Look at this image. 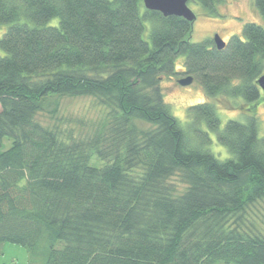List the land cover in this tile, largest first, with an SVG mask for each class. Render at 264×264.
I'll return each instance as SVG.
<instances>
[{
  "label": "trees",
  "instance_id": "trees-1",
  "mask_svg": "<svg viewBox=\"0 0 264 264\" xmlns=\"http://www.w3.org/2000/svg\"><path fill=\"white\" fill-rule=\"evenodd\" d=\"M3 24L0 256L12 242L44 264H264V136L255 116L221 129L217 113L262 98L264 26L218 49L143 0H0ZM179 54L207 96L190 108L200 142L165 100ZM69 95L106 111L77 122L89 133L37 119ZM210 132L231 156L205 148Z\"/></svg>",
  "mask_w": 264,
  "mask_h": 264
},
{
  "label": "rangeland",
  "instance_id": "rangeland-1",
  "mask_svg": "<svg viewBox=\"0 0 264 264\" xmlns=\"http://www.w3.org/2000/svg\"><path fill=\"white\" fill-rule=\"evenodd\" d=\"M189 6L196 14L191 36L193 42L205 41L209 38L214 39L216 34L221 35L226 41L233 35L244 37L243 27L247 22H255L264 26V17L261 15L255 0H222L216 2L214 10L193 2ZM6 28L7 24L0 25V38ZM2 52L0 47V54ZM185 61L186 56L184 54H179L176 57L178 74L165 77L162 81V87L165 100L171 106L172 113L180 120L182 126H185V129L191 130L190 139L193 142H200V138L194 132L195 127H192L193 117L190 108L195 104L205 102L207 96L198 79L186 86L178 83L179 78L187 75L184 68ZM53 107H47L40 111L37 119L49 127L59 125L63 128H72L75 126V132L81 134L89 133L93 127H78L77 122L83 120L99 121L106 113L96 98L85 95L64 96L60 99L58 108L52 111ZM217 113L221 120V129L230 119L247 122L250 117L255 116L258 120V134L260 137L264 136V94L258 100L255 110H251L248 106L244 108L232 106L217 108ZM198 127L207 130L205 123H201ZM210 137L212 142L207 143L205 148H208L221 159L231 156L227 147L218 142L214 132H210ZM10 144L11 140L5 139L4 148L9 147ZM95 160L94 157L92 162ZM98 164L102 165V163ZM0 264H44V257L37 255L33 258L25 245L6 242L3 246V254L0 256Z\"/></svg>",
  "mask_w": 264,
  "mask_h": 264
},
{
  "label": "water",
  "instance_id": "water-1",
  "mask_svg": "<svg viewBox=\"0 0 264 264\" xmlns=\"http://www.w3.org/2000/svg\"><path fill=\"white\" fill-rule=\"evenodd\" d=\"M143 2L147 9L160 11L165 16H182L192 23L196 19V14L189 6L188 0H143ZM214 42L218 49L226 46V40L219 34L214 36ZM193 81L194 77L189 74L178 79V83L183 86L190 85ZM258 85L264 94V72L258 79Z\"/></svg>",
  "mask_w": 264,
  "mask_h": 264
}]
</instances>
